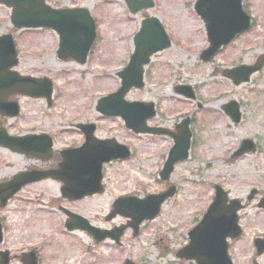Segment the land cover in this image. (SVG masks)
Wrapping results in <instances>:
<instances>
[{"label":"rangeland","instance_id":"rangeland-1","mask_svg":"<svg viewBox=\"0 0 264 264\" xmlns=\"http://www.w3.org/2000/svg\"><path fill=\"white\" fill-rule=\"evenodd\" d=\"M195 1L154 0V8L133 14L125 0H47L58 8H87L94 17L98 38L85 65L58 58L59 38L52 30H15L10 19L12 8L0 3V35L15 34L18 73L47 76L54 82L52 107L42 98H11L21 105V113L17 118L4 119L9 132L49 133L59 151L82 142L83 135L76 129L79 122L94 121L100 125L96 132L100 138L115 137L132 149L129 159L105 165L104 194L69 202L61 196V182L49 179L28 184L7 207L0 208L5 236L0 250L20 256L36 249L40 264H124L128 259L136 264H191L180 261L176 254L209 207L216 184L228 190L231 198L245 199L255 188L260 196L264 193V67L240 86L222 75L228 68L252 65L264 54V0L243 1L253 19L252 28L206 63L200 61V52L208 45L207 34L194 11ZM150 16L164 23L173 46L153 55L145 87L133 88L126 100L155 102L158 112L148 120L151 127L174 130L187 116L192 120L190 157L178 163L168 183L161 180L159 172L174 144L172 139L132 133L121 118H108L96 111L99 97L120 87L117 73L130 59L134 34ZM185 84L194 88L195 100L175 92L177 85ZM231 100L241 106L242 120L237 124L222 110ZM244 139L254 141L257 150L232 157ZM51 162L0 146V183ZM168 184L177 186L174 197L163 205L159 216L141 225L137 237L127 230L122 246L110 240L98 243L80 230L69 232L65 227L67 217L59 210L63 206L101 229H111L125 223L121 217L105 219L115 199L127 194H158ZM252 212L250 207L245 208L243 219H250ZM261 229L264 224H260ZM250 234L233 246L235 264H250L242 251ZM261 260L264 264V256ZM9 264H22L21 258H13Z\"/></svg>","mask_w":264,"mask_h":264},{"label":"water","instance_id":"water-1","mask_svg":"<svg viewBox=\"0 0 264 264\" xmlns=\"http://www.w3.org/2000/svg\"><path fill=\"white\" fill-rule=\"evenodd\" d=\"M133 11H138L142 7L154 6L152 1L128 0ZM14 8L12 21L16 28L21 27H49L54 28L60 35L59 57L63 60L72 58L81 63L87 61V54L91 45L96 39V31L93 19L88 11L82 9L55 10L45 5V0H0ZM203 21L206 23L208 32L209 47L201 54L203 61L209 60L216 55V52L223 45H227L238 33L248 30L251 19L242 9V0H198L195 7ZM135 51L131 56L129 65L121 71L118 76L122 79V86L118 92L100 99L98 111L106 115H118L124 118L127 126L136 132L169 133L174 137L175 146L170 151V156L166 166L160 173L163 179H168L178 160L188 158L190 147L191 131L189 130L190 120L187 118L182 124L177 126L179 134H173L168 130L150 129L147 127V119L155 115L153 103H128L124 100L125 94L132 86L142 88L144 85V64L150 62L152 53L170 47L172 44L169 37L164 32V28L159 20L150 18L143 22V27L137 34L135 40ZM17 51L12 34L0 36V102L7 103L13 94H27L31 97H46L51 105L53 85L49 79H32L21 77L16 72H11L12 66L17 65ZM264 65V56L260 57L255 66H241L236 70L227 71L233 81L238 85L242 81H248L252 72L260 70ZM9 84H12L9 89ZM182 92L194 98L192 88L181 87ZM235 107L231 116L239 122V107L235 102L230 103ZM7 108L0 110L4 116L14 117L19 114L20 105L17 102L7 104ZM93 126L87 132L86 142L78 149H69L62 152L63 161L59 164V170L49 172L31 171L16 175L10 182L0 184L1 207L7 205L9 198L13 197L19 189L28 182L38 181L51 176L54 179L64 182L61 188L63 196L72 199H81L87 195L104 192L102 187V164L117 158H124L129 155V150L125 145L118 144L112 140H98L94 137ZM0 143L5 144L14 151L25 155L48 159L52 155V138L48 135H25L24 137H11L6 129H0ZM248 147H242L235 156L242 155L247 150H253L251 141H245ZM255 150V149H254ZM175 187H171L168 192L158 194V196H148L147 199L126 197L118 199L114 204V211L107 217L111 219L117 213L129 216L127 226L116 227L114 230H99L90 226L84 218L64 210L71 218L68 221V228L86 229L98 241L111 237L118 243L124 234L125 229L131 226L138 234V226L146 219L156 216L160 211V205L169 196L173 195ZM217 196L212 206L208 210L202 222L196 226L189 234L191 243L186 246L183 255L187 258L194 257L200 264L208 261L204 255H209L210 262L214 264H232L228 257L227 237L236 238L241 233L236 210L230 209L226 212L221 210L223 203L227 199V193L217 187ZM3 241L2 225L0 224V243ZM23 264H37V256L34 251L22 255ZM0 264H9V252H0ZM126 264H134L129 260ZM211 264V263H208Z\"/></svg>","mask_w":264,"mask_h":264},{"label":"flooded vegetation","instance_id":"flooded-vegetation-1","mask_svg":"<svg viewBox=\"0 0 264 264\" xmlns=\"http://www.w3.org/2000/svg\"><path fill=\"white\" fill-rule=\"evenodd\" d=\"M248 198V197H247ZM260 196H255V198L253 200H249L247 202H245V205H244V208L241 212L244 213V210L245 208L247 207H251V209L253 210V212L256 213L255 217L254 218H251V219H247L245 220V222H242V225L244 227V231H247V232H252L251 233V236H253V240L249 243H247L246 245H244L245 247V252H246V257H249L250 260L253 262L255 259H258V257L260 258L261 256H258L257 257V253H256V250L255 252H252V248L250 245L254 246V240L255 238L259 235V233L257 234V232H254L252 230H256L260 224H264V219H260L262 216H264V209H261L258 207V200H259ZM260 214H263V215H260ZM262 234L259 235V236H263L264 237V230L260 231Z\"/></svg>","mask_w":264,"mask_h":264}]
</instances>
